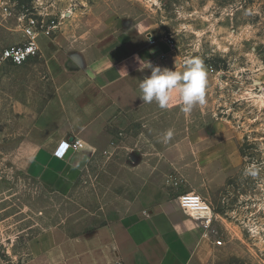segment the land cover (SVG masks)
Segmentation results:
<instances>
[{
  "label": "rangeland",
  "instance_id": "obj_1",
  "mask_svg": "<svg viewBox=\"0 0 264 264\" xmlns=\"http://www.w3.org/2000/svg\"><path fill=\"white\" fill-rule=\"evenodd\" d=\"M28 13L60 23L46 37L51 44L110 33L170 43L178 67L203 61L206 103L185 113L176 94L167 109L141 101L125 121L109 124L103 139L112 146L61 196L27 174L29 128L53 91L43 83L49 56L43 51L22 66L6 64L0 69L1 264H21L16 258L26 245L53 227L73 234L117 215L123 186L132 199L141 185L139 155L163 152L201 128L212 132L219 122L241 142L243 163L213 192V202L206 200L219 214L222 241L210 264H264V0H0V53L25 41ZM16 101L27 105L23 112L13 108ZM169 129L174 135L165 143Z\"/></svg>",
  "mask_w": 264,
  "mask_h": 264
},
{
  "label": "crops",
  "instance_id": "obj_2",
  "mask_svg": "<svg viewBox=\"0 0 264 264\" xmlns=\"http://www.w3.org/2000/svg\"><path fill=\"white\" fill-rule=\"evenodd\" d=\"M65 40L51 44L38 36L41 55L44 51L49 56L43 83L52 84L53 91L29 128L33 152L27 166L30 177L61 196L75 190L92 160L112 146L111 138L103 139L107 127L115 119L125 121L141 104L139 83L152 67L174 70L176 64L171 44L153 37L110 33L88 42ZM56 53L59 59L53 58ZM26 106L13 103L17 112ZM228 128L219 122L212 132L201 128L163 152L139 155L141 185L132 199L123 186L117 215L73 234L53 227L30 241L16 262L210 264L218 247L219 214L207 230L181 206L179 197L193 192L212 203L213 192L225 188L242 165L241 142ZM76 141L77 148L56 156L63 143Z\"/></svg>",
  "mask_w": 264,
  "mask_h": 264
},
{
  "label": "clouds",
  "instance_id": "obj_3",
  "mask_svg": "<svg viewBox=\"0 0 264 264\" xmlns=\"http://www.w3.org/2000/svg\"><path fill=\"white\" fill-rule=\"evenodd\" d=\"M167 67H152L150 76L139 83V96L143 103L155 102L161 109H167L173 100V94L179 93L182 101L181 110L189 113L196 105L206 103L207 68L199 58L185 62L183 70ZM172 129L167 130L163 142L167 143L173 137Z\"/></svg>",
  "mask_w": 264,
  "mask_h": 264
},
{
  "label": "built area",
  "instance_id": "obj_4",
  "mask_svg": "<svg viewBox=\"0 0 264 264\" xmlns=\"http://www.w3.org/2000/svg\"><path fill=\"white\" fill-rule=\"evenodd\" d=\"M66 15H70V12ZM66 15L62 17L65 18ZM25 17L26 22L23 27L25 41L2 50L0 53V69L6 64L22 66L31 59L39 58L41 56V50L38 45V36L44 35L50 38L59 30L60 23L55 20H50L47 18V15L28 13L24 15V18ZM78 144L77 141L67 144L63 143L56 152V156L64 157L71 148H77ZM179 201L181 206L187 210L194 219L201 222L207 230L211 229L217 214L205 199L199 194L190 192L180 195ZM216 243L218 246L222 245L221 240H217ZM24 262V259L20 260V263Z\"/></svg>",
  "mask_w": 264,
  "mask_h": 264
}]
</instances>
